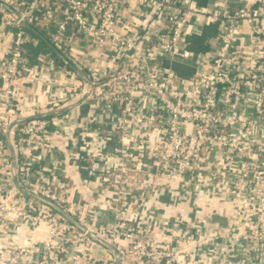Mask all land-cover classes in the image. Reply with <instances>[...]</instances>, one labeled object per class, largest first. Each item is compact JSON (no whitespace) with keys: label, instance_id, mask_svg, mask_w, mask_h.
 Returning a JSON list of instances; mask_svg holds the SVG:
<instances>
[{"label":"built area","instance_id":"2783aa9c","mask_svg":"<svg viewBox=\"0 0 264 264\" xmlns=\"http://www.w3.org/2000/svg\"><path fill=\"white\" fill-rule=\"evenodd\" d=\"M28 25L70 68L48 52L24 58L37 41ZM0 38L2 260L211 264L227 249L219 237L249 229L264 242V0H0ZM81 103L87 141L60 157ZM96 157L110 165L91 170L80 206L61 162ZM192 178L196 200L234 207L241 224L207 231L190 219L180 204ZM41 225V244L14 241Z\"/></svg>","mask_w":264,"mask_h":264},{"label":"crops","instance_id":"0c3cea01","mask_svg":"<svg viewBox=\"0 0 264 264\" xmlns=\"http://www.w3.org/2000/svg\"><path fill=\"white\" fill-rule=\"evenodd\" d=\"M47 42L51 45L48 40ZM1 45L2 42L0 38V47ZM45 53H47V51L41 54ZM57 53L59 56H61L58 51ZM56 63H58L57 60ZM54 75L57 76V80H59L58 72H55ZM80 100L81 99H79L78 102ZM88 111V103H81V105L77 107L75 112V123L66 128L64 130L63 138L59 139L61 142L58 143L60 145L59 147L61 148L58 149L60 151V157L66 150H77L81 153L83 144H85L87 141V137L83 133L85 130L83 125L85 119L88 118ZM52 163L53 162L50 159H46L42 162L43 166L47 167H51ZM61 165L62 170L65 173L64 179H66L70 185V199L74 201L75 204L83 206L87 203V201L91 200L90 196L86 193V189L96 186V184L89 178L91 170H94L98 167L105 168L109 166L110 163L108 162L103 166L102 159L96 157L91 161L80 160L76 163H74L71 159H68L61 162ZM193 180L195 179L192 178L190 181L191 184L189 185L190 194L185 199L188 200V203L184 201L180 204L181 206H183L188 216L190 215V219H194V216L196 217L195 213H197L199 215L197 225L202 229H207V231L208 229L213 231L214 226L216 225L220 226V228H223L241 224L242 220L235 216L234 207L227 206L226 203H223L219 200H214L215 202H213L212 204H216V207H212L210 204L206 203V196H203L202 198H198L196 200L194 196L198 193V191H196L194 187L195 181ZM260 193L264 195V187L262 188ZM160 197L164 202H171L168 193H163V195ZM180 205L175 204L174 208H178V206ZM162 211V208L158 211L156 210L157 215H161ZM103 214L106 215L107 219H109V211H105L103 212ZM258 223H260L257 224L260 226V231H264V220H258ZM43 227L44 226L41 225V228L39 230H34L23 226L21 228V231L16 235V239L14 241L19 243V245H24L28 242H39V244H41L45 238V232L44 230H41ZM246 232V237L231 233L225 238H217L216 240L218 242V245L224 246L227 249L224 251V254H220L216 257L211 258V264H264V242L254 240L252 237H250V234H248L249 229H247ZM214 246L215 244L207 245L206 247L212 248Z\"/></svg>","mask_w":264,"mask_h":264},{"label":"trees","instance_id":"16d2710c","mask_svg":"<svg viewBox=\"0 0 264 264\" xmlns=\"http://www.w3.org/2000/svg\"><path fill=\"white\" fill-rule=\"evenodd\" d=\"M206 28L207 29L210 28V30H212L214 28V26L210 25L209 27H206ZM25 30L27 31V33L31 37H34L37 40L35 43H33L31 41L27 42L22 47L23 56L29 63L32 64V63L36 62L37 56H39V54L47 51L48 53H50L54 56L55 60L58 61L57 64H66L67 66H69L67 63H65V60L61 56L58 55L56 49L53 46H51L50 44H48V42H47L48 39L46 38V36L44 34L45 29L43 26L37 25V28L25 27ZM208 31L209 30L205 29L203 31L202 36H195V37L192 36L189 47L191 49L201 48L203 38L206 35V33H208ZM173 66H174V69L176 70V72L179 73L180 75L187 76L191 72V68L189 66L182 65L179 63H175ZM69 68H70V66H69ZM52 209H53V211H56L55 208H52Z\"/></svg>","mask_w":264,"mask_h":264},{"label":"rangeland","instance_id":"374dc122","mask_svg":"<svg viewBox=\"0 0 264 264\" xmlns=\"http://www.w3.org/2000/svg\"><path fill=\"white\" fill-rule=\"evenodd\" d=\"M3 263V264H12V263H10V260L8 259V260H5V259H3L2 260V258L0 257V263ZM26 262H28V261H26Z\"/></svg>","mask_w":264,"mask_h":264},{"label":"water","instance_id":"95a60500","mask_svg":"<svg viewBox=\"0 0 264 264\" xmlns=\"http://www.w3.org/2000/svg\"><path fill=\"white\" fill-rule=\"evenodd\" d=\"M29 27H32V26H30V25H28ZM33 28V27H32ZM54 47V46H53ZM55 48V47H54ZM56 49V51H58L59 52V54H61V56L62 57H64V58H66V56L60 51V50H58L57 48H55Z\"/></svg>","mask_w":264,"mask_h":264}]
</instances>
